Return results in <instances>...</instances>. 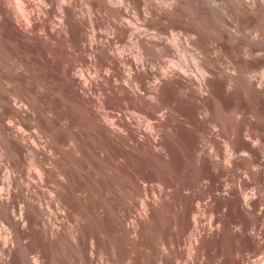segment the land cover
Masks as SVG:
<instances>
[{
  "label": "rangeland",
  "instance_id": "obj_1",
  "mask_svg": "<svg viewBox=\"0 0 264 264\" xmlns=\"http://www.w3.org/2000/svg\"><path fill=\"white\" fill-rule=\"evenodd\" d=\"M28 28L0 24V264H264L257 94L182 73L81 87Z\"/></svg>",
  "mask_w": 264,
  "mask_h": 264
},
{
  "label": "bare ground",
  "instance_id": "obj_2",
  "mask_svg": "<svg viewBox=\"0 0 264 264\" xmlns=\"http://www.w3.org/2000/svg\"><path fill=\"white\" fill-rule=\"evenodd\" d=\"M0 24L58 44L81 87L115 71L193 74L200 91L220 77L264 108V0H0Z\"/></svg>",
  "mask_w": 264,
  "mask_h": 264
}]
</instances>
